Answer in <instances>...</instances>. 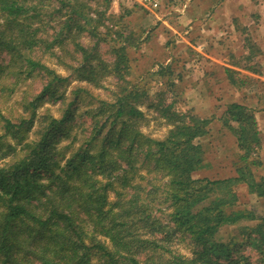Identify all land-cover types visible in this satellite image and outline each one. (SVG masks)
I'll list each match as a JSON object with an SVG mask.
<instances>
[{
    "label": "trees",
    "instance_id": "obj_1",
    "mask_svg": "<svg viewBox=\"0 0 264 264\" xmlns=\"http://www.w3.org/2000/svg\"><path fill=\"white\" fill-rule=\"evenodd\" d=\"M38 7L39 1L27 6L25 0H0V56L7 57L5 63L0 62V78L12 75L17 81L39 72L47 79L25 104L27 117L13 122L0 111V160L12 154L9 162L0 165V264H249L217 237L223 226L245 220L256 223L246 238L261 255L254 264H264V218L236 207L238 184L264 196V175L255 178L246 171L250 154L259 145L254 111L248 107L231 103L225 110V124L234 133L242 156L236 175L222 179L194 176L204 160L198 139L207 133L209 121L179 113L172 104H157L156 110L171 128L163 139L152 138L131 122L143 116L137 105L144 101L134 91L112 101L100 100L96 110L87 111L94 129L87 147H80L63 165L55 157L53 144L72 119L68 106L60 118L42 115L39 139L27 141L38 104L44 97L63 99L58 87L67 80L22 51L41 41L37 32L42 25L33 22ZM84 19L85 24L91 23ZM73 23L79 25L77 18L69 16L64 26L70 30ZM63 42L51 35L47 45ZM75 45L82 54L79 79L97 84V75L101 70L106 73V64L95 70L90 63L96 57ZM126 60L125 54H119L111 72L122 77ZM83 89L76 87L72 93ZM118 120L121 125L114 137H103L100 148L90 151L88 146L102 135L106 123L110 121V133ZM7 137L15 144L25 143L24 156L4 142ZM139 161L151 166L147 172L160 175V183L151 184L149 190L136 182ZM154 190H159L165 204L167 223H161L149 208ZM176 233L187 236L195 246L192 256L163 243Z\"/></svg>",
    "mask_w": 264,
    "mask_h": 264
},
{
    "label": "rangeland",
    "instance_id": "obj_2",
    "mask_svg": "<svg viewBox=\"0 0 264 264\" xmlns=\"http://www.w3.org/2000/svg\"><path fill=\"white\" fill-rule=\"evenodd\" d=\"M25 1L27 6L39 1L33 22L41 24L47 33L40 29L37 35L41 41L22 51L67 78L58 87V92L64 94L63 99L54 101L44 97L38 104L27 141L39 139L44 124L42 115L60 118L68 106L72 119L53 144L55 157L63 165L80 147H87L94 130L92 116L87 111L96 110L100 100L112 101L134 91L144 101L137 105L143 116L131 118V122L152 138L163 139L171 128L156 110L157 104H172L179 113L207 119L208 131L198 139L204 160L194 176L228 178L236 175L242 151L225 124V110L229 104L239 103L254 111L259 138L246 171L255 178L264 175V0H162L157 8L145 7L135 0ZM69 16L79 22V25L73 23L70 30L64 26ZM84 18H89L91 23L85 24ZM51 35L63 39V44L48 48ZM76 43L96 57L90 63L95 70L100 71L101 64H106V73L100 71L97 84L79 79L77 69L82 54ZM122 53L127 60L124 74L119 77L111 70ZM6 61V55H1L0 62ZM9 76L0 78V111L16 122L20 116L27 117L25 104L40 92L47 79L39 72L26 78L22 75L17 81ZM14 82L18 83L13 85ZM76 87L84 89L74 95L72 90ZM109 124L110 121L102 135L91 141L90 151L100 148L103 137L113 138L121 125L118 120L107 133ZM4 142L15 146L19 156L25 155L24 142L15 144L10 137L4 138ZM11 157L12 154L0 160V165L9 162ZM138 163L136 182L145 190L151 184L160 183L159 174L147 172L150 165ZM154 191L150 194L149 208L161 223H167L165 204L161 202L159 190L155 194ZM235 191L237 208L251 210L264 218V196L250 193L244 184H238ZM255 224L245 220L223 226L217 235L232 246L234 256H245L249 264L261 257L246 239ZM170 237L163 243L175 252L192 256L195 246L187 236L176 233Z\"/></svg>",
    "mask_w": 264,
    "mask_h": 264
},
{
    "label": "built area",
    "instance_id": "obj_3",
    "mask_svg": "<svg viewBox=\"0 0 264 264\" xmlns=\"http://www.w3.org/2000/svg\"><path fill=\"white\" fill-rule=\"evenodd\" d=\"M137 3L145 6V7H152V8H157L159 7L160 3L162 0H135Z\"/></svg>",
    "mask_w": 264,
    "mask_h": 264
}]
</instances>
